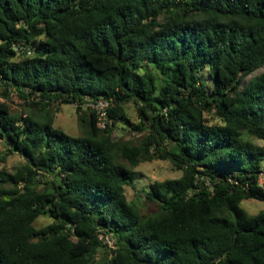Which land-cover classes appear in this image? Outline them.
<instances>
[{
	"label": "trees",
	"instance_id": "obj_1",
	"mask_svg": "<svg viewBox=\"0 0 264 264\" xmlns=\"http://www.w3.org/2000/svg\"><path fill=\"white\" fill-rule=\"evenodd\" d=\"M0 88V142L24 158L11 171L0 147V264H264V209L241 205L264 201V145L243 138L264 140V0H0ZM13 91L79 102L87 134L13 111ZM85 97L113 99V127ZM128 102L139 143L113 136ZM154 159L182 175L144 190L161 209L144 214L126 187Z\"/></svg>",
	"mask_w": 264,
	"mask_h": 264
},
{
	"label": "rangeland",
	"instance_id": "obj_2",
	"mask_svg": "<svg viewBox=\"0 0 264 264\" xmlns=\"http://www.w3.org/2000/svg\"><path fill=\"white\" fill-rule=\"evenodd\" d=\"M210 67L206 66L202 71V76L212 86L210 78ZM2 89L0 88V100H5L2 96ZM10 103L13 111L17 113H31L37 119L44 120L47 115H53L55 117L54 126L60 128L73 136H84L87 134L88 127L80 120V113L77 111V107L72 103L64 104H51L49 108L43 111L40 108H30L24 99L20 98L18 94L13 91L10 94ZM89 112L90 109H84ZM125 110L127 115V121L119 119L114 127L113 136L115 139L130 142L139 143L140 139L145 135V131H138L133 128L140 121V115L137 109V105L133 102L125 104ZM218 119L213 118L212 122H217ZM244 139H249L256 144L264 145V140L252 137L247 133L243 134ZM0 147L3 151L7 152V159L4 166L9 170L14 171V168L24 162V158L16 152L11 153L8 151V147L3 142H0ZM135 170L139 171V175L135 179L134 183L126 187L128 199L134 201L142 209L144 214H156L160 212V206L157 203L149 202L144 194V190L149 189L150 185L156 180H165L168 178H178L182 175V171L178 170L169 159H154L152 161H143ZM250 214H256L264 209V201L257 199H245L241 203ZM52 219L48 215L39 216L34 225L36 227H43L50 223Z\"/></svg>",
	"mask_w": 264,
	"mask_h": 264
},
{
	"label": "built area",
	"instance_id": "obj_3",
	"mask_svg": "<svg viewBox=\"0 0 264 264\" xmlns=\"http://www.w3.org/2000/svg\"><path fill=\"white\" fill-rule=\"evenodd\" d=\"M72 104L76 107L79 106V102L77 101H74ZM81 106L84 109H92L95 111L97 115V125L100 129L104 130L114 126L115 119L112 118L109 113L110 108L114 106L113 99L101 97L99 99L93 100L89 97H85L83 103H81ZM259 183L264 186V172H261L259 176ZM207 184L211 185L212 183L207 180ZM99 239L110 253H112V250L116 249V238L111 232L100 229Z\"/></svg>",
	"mask_w": 264,
	"mask_h": 264
}]
</instances>
